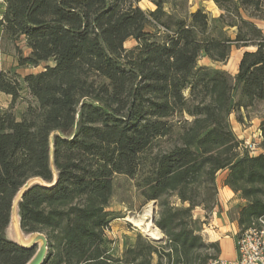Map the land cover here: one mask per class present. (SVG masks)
Listing matches in <instances>:
<instances>
[{"label": "trees", "instance_id": "16d2710c", "mask_svg": "<svg viewBox=\"0 0 264 264\" xmlns=\"http://www.w3.org/2000/svg\"><path fill=\"white\" fill-rule=\"evenodd\" d=\"M139 1L0 0V39L22 38L28 49L16 45L15 67L0 68V92L10 96L0 108V264L37 253L9 237L14 213L25 233L44 234L39 264H206V249H220L203 241L193 212L218 205L220 171L244 201L232 217L238 234L264 213V114L256 155L230 123L231 114L243 122L241 109L264 108L255 23L264 0H213L218 16L187 0H148L151 10ZM232 46L254 47L234 75L198 63H225ZM117 175L156 201L163 237L136 232L116 255L105 231L121 216L109 208Z\"/></svg>", "mask_w": 264, "mask_h": 264}, {"label": "rangeland", "instance_id": "374dc122", "mask_svg": "<svg viewBox=\"0 0 264 264\" xmlns=\"http://www.w3.org/2000/svg\"><path fill=\"white\" fill-rule=\"evenodd\" d=\"M140 7L143 9L147 10L148 5L149 7H153L152 4H146V2L141 1L138 3ZM187 6L188 9L193 11L198 7L204 8L211 16H216L215 13V8L212 4L211 0H187ZM2 11V4L0 2V12ZM264 19V18H263ZM263 28L264 31V24H259ZM230 32L232 30H229ZM134 43L133 39H128L125 41L124 46L129 47ZM18 46L26 55L28 53V49L25 47V43L22 40V38L16 40L15 42L6 39V38H1L0 39V68L2 69H8L10 67H15L16 65V52H15V46ZM236 55H237V50L235 47H232L231 49V54H230V59L226 63V67L228 68V71H234L235 68V63H236ZM199 64H207V65H213L210 64L209 61L206 58H202L198 61ZM213 63V62H212ZM216 65V64H215ZM42 69V66H37V67H26V68H17V72L20 75H25L27 73H35L38 72ZM22 98H19L14 107L13 111L16 114L21 113V111L25 107V101L27 100V94L23 92L21 94ZM22 99V100H21ZM10 102V96L0 92V108L5 109L8 107ZM240 112L242 113L244 120L243 123L245 126L251 125V122L254 120V123H257L256 118L259 120V124L261 122L260 115L264 114V108L262 105H256L253 108H249L247 110L241 109ZM231 119L233 121V125L235 127L236 132L238 133V129L236 128L235 124V114H232ZM255 125V124H254ZM259 129V125H258ZM257 131H252L251 136L248 137V142L253 144V150L247 149L249 154L251 155H256L261 152H263V149L259 146V143L261 141V132L259 131V135L257 137L259 138V142L256 141L255 136H252L253 133ZM241 140V139H240ZM244 141V140H242ZM221 177V172L217 174L216 176V184H217V179ZM218 188V186H217ZM238 196V195H237ZM239 198V197H238ZM244 201L239 198V202L236 204L231 203L232 205H228V209L226 211L227 219L229 221H232L233 214L235 212V207L237 205L243 204ZM150 207V214L145 215V210L146 208ZM109 208L115 212L118 213V215H121L120 217H117L113 219L110 222L109 227L106 229V235L107 237L112 241V251L114 254H120L123 248L127 243H129L136 232H140L142 235L145 237H149L153 239L152 237L148 236L146 231L138 227L134 224L133 220L145 217L147 220H150L151 217V212L153 209V215L155 216V211L157 208L156 201L155 200H150V201H144L139 193L136 191L132 180L128 179L124 175H117L115 176L114 179V194L111 198ZM197 209V208H196ZM200 209V208H198ZM195 211V210H194ZM216 211L217 214L220 211V206L219 204L213 208L212 211L208 212L207 214L203 211V217L201 218L200 216H195V218H199L201 220V229L199 231L202 239L206 243L214 242L213 240H210V235L207 234V232H203V225L207 222H210V215H212V212ZM142 213V214H141ZM194 214V212H193ZM150 216V217H149ZM236 221V220H235ZM151 222V221H150ZM237 222V221H236ZM154 225V223H152ZM229 224V223H227ZM238 224V223H237ZM155 226V225H154ZM206 228L208 227L207 224L204 225ZM209 228V227H208ZM239 229V225H238ZM239 231V230H238ZM238 231L236 232L235 240H237L238 236ZM8 235H11L12 239H16L18 242H20L22 245H32L35 247L36 252L40 249L41 247V241L40 238L37 235H42L44 236L43 233H25L23 230H21L18 226L17 223V214L14 213L11 224L9 226V229L7 231ZM158 235L162 236V232L158 229ZM25 243V244H24ZM27 243V244H26ZM47 250V246H46ZM45 250V252H46ZM207 253H209V258H213L215 256H219L220 252L218 254H215V251L213 248H208L206 249ZM36 254V253H35ZM208 258V259H209ZM226 258V257H223Z\"/></svg>", "mask_w": 264, "mask_h": 264}, {"label": "crops", "instance_id": "0c3cea01", "mask_svg": "<svg viewBox=\"0 0 264 264\" xmlns=\"http://www.w3.org/2000/svg\"><path fill=\"white\" fill-rule=\"evenodd\" d=\"M141 1L146 2V4H148V3L152 4L148 0H141ZM141 1H139V2H141ZM211 1H212L214 8H215V11H216L215 15L218 16L220 14L221 10L215 5L213 0H211ZM153 8H154V5H153V7H149V5H148L147 10H151ZM255 23L263 30V28L259 24H264V19H257V20H255ZM232 47H235L237 50L235 68H234V71L230 72L232 75H234L237 72L238 63H239V60L242 56L243 51L254 50V47H236V46H232ZM230 54H231V52H230ZM206 59L209 61L210 64H213V66L221 67V68L228 71V68L226 67V63L230 59V55H229L228 60L225 63H212L208 58H206ZM231 116H233V115L232 114L230 115V123H231L232 129L239 139L248 141V137L251 136L252 131H257L255 133H253L252 136L257 137V135H259V131H260L258 129L259 120L257 118H256L257 123H254V120H253L251 122V125H249V126H245L243 123L238 122L234 118L235 124H236L235 126L238 129V133H237L235 130V127L233 125V121L231 119ZM258 140H259V138L257 137L256 141L259 142ZM220 172H221V177L219 179H217L218 204L220 206V211L218 214L216 211L212 212V215H210V222L205 223L208 225L209 228L208 227L206 228L204 226L205 225L204 224L203 225V227H204L203 232H207V234H209L211 236L210 240L218 242L219 249H220L219 256L226 257L228 259H233L236 256V240H235L234 235L236 234V232L239 229H238V224L235 220L229 221L227 219L226 211L228 209V205L231 206L232 205L231 203H233V204L238 203L239 198H238L237 194H235L228 186L223 184L225 171H220ZM194 215L200 216L202 218L203 217V210L198 209V208L195 209ZM227 223H229V224H227ZM9 237H11V235H9Z\"/></svg>", "mask_w": 264, "mask_h": 264}, {"label": "built area", "instance_id": "2783aa9c", "mask_svg": "<svg viewBox=\"0 0 264 264\" xmlns=\"http://www.w3.org/2000/svg\"><path fill=\"white\" fill-rule=\"evenodd\" d=\"M242 143L243 148L253 150L250 142L244 140ZM206 264H264V213L238 234L235 258L217 256Z\"/></svg>", "mask_w": 264, "mask_h": 264}, {"label": "water", "instance_id": "95a60500", "mask_svg": "<svg viewBox=\"0 0 264 264\" xmlns=\"http://www.w3.org/2000/svg\"><path fill=\"white\" fill-rule=\"evenodd\" d=\"M152 212H153V209H152ZM152 212H151V217H150L151 223H153V219H154V215H153ZM146 233H147L148 236L152 237L154 240H161L162 239V236L154 237L149 232L146 231ZM38 237L42 240L41 247H40V249L37 251L35 256L31 259V261L28 264H39L41 259L43 258L44 254H45L46 245H47L45 237L42 236V235H38Z\"/></svg>", "mask_w": 264, "mask_h": 264}, {"label": "bare ground", "instance_id": "6f19581e", "mask_svg": "<svg viewBox=\"0 0 264 264\" xmlns=\"http://www.w3.org/2000/svg\"><path fill=\"white\" fill-rule=\"evenodd\" d=\"M150 211H151L150 207H148V208H146L144 214L149 215ZM133 222L136 226L143 228L145 231L149 232L152 236H154V237L160 236V235H158V229L150 222V220L148 221L147 218L142 217V218L133 220Z\"/></svg>", "mask_w": 264, "mask_h": 264}]
</instances>
